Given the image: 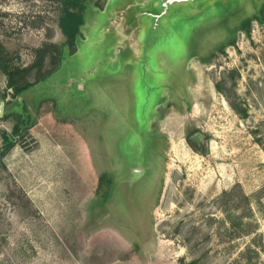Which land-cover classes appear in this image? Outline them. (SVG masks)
Masks as SVG:
<instances>
[{"label": "rangeland", "instance_id": "rangeland-1", "mask_svg": "<svg viewBox=\"0 0 264 264\" xmlns=\"http://www.w3.org/2000/svg\"><path fill=\"white\" fill-rule=\"evenodd\" d=\"M145 1L86 0L72 50L58 0H0L13 63L64 52L20 98L0 70V146L29 124L0 160V264H264V0L176 3L157 30Z\"/></svg>", "mask_w": 264, "mask_h": 264}, {"label": "trees", "instance_id": "trees-1", "mask_svg": "<svg viewBox=\"0 0 264 264\" xmlns=\"http://www.w3.org/2000/svg\"><path fill=\"white\" fill-rule=\"evenodd\" d=\"M61 4L60 14L58 16V27L65 37V46L74 50L75 38L79 33V28L83 24V11L85 9L86 0H58ZM255 14L253 17H246L238 25V29L249 32L250 23L253 18H258ZM233 42V41H232ZM60 46L53 42H44L36 47L33 51V60L28 65L22 66L13 63L12 59L7 54L5 48L0 42V70L6 79V89L9 91L11 98H20L21 94L34 84L45 79L53 70H55L64 55ZM51 67L45 68L46 63ZM6 94H2L1 98H5ZM8 115H4L3 119ZM22 124L18 122L12 125L11 131H2L1 133V146H0V160L1 158L16 144L15 137L26 131L29 127L28 122L24 119L21 113L17 114ZM111 183V178L107 177V185ZM244 199H248L243 195ZM1 216V214H0ZM243 222V217L238 218L237 226L240 225L242 233L250 234L255 232V228L250 226V223ZM0 241H5V235L2 234Z\"/></svg>", "mask_w": 264, "mask_h": 264}, {"label": "water", "instance_id": "water-1", "mask_svg": "<svg viewBox=\"0 0 264 264\" xmlns=\"http://www.w3.org/2000/svg\"><path fill=\"white\" fill-rule=\"evenodd\" d=\"M202 1L204 0H155V4L157 5V7H159L161 12L155 15L153 14H145V15H150L153 17L154 19L153 21L155 23L153 29L157 30V28L160 26L161 23L160 20L168 13L172 5L180 2L197 3ZM3 106H4V101L0 100V117L3 115Z\"/></svg>", "mask_w": 264, "mask_h": 264}, {"label": "flooded vegetation", "instance_id": "flooded-vegetation-1", "mask_svg": "<svg viewBox=\"0 0 264 264\" xmlns=\"http://www.w3.org/2000/svg\"><path fill=\"white\" fill-rule=\"evenodd\" d=\"M149 1H153V0L145 1L144 4H145V3H148ZM153 2H154V4H155V1H153ZM154 4L151 3V2L148 3V5L151 6L152 8L157 7V5L155 4V6H154ZM145 5H147V4H145ZM155 13H158V12H155ZM147 16H149V15H147ZM152 19H153V17H152Z\"/></svg>", "mask_w": 264, "mask_h": 264}]
</instances>
